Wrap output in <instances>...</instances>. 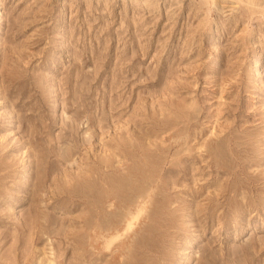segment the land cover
Returning <instances> with one entry per match:
<instances>
[{
	"label": "rangeland",
	"instance_id": "rangeland-1",
	"mask_svg": "<svg viewBox=\"0 0 264 264\" xmlns=\"http://www.w3.org/2000/svg\"><path fill=\"white\" fill-rule=\"evenodd\" d=\"M0 264H264V0H0Z\"/></svg>",
	"mask_w": 264,
	"mask_h": 264
}]
</instances>
